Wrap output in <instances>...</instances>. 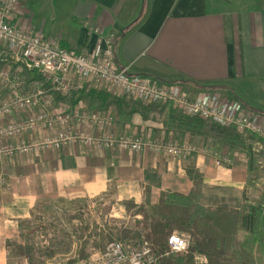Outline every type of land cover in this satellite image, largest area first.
<instances>
[{"label":"crops","instance_id":"obj_1","mask_svg":"<svg viewBox=\"0 0 264 264\" xmlns=\"http://www.w3.org/2000/svg\"><path fill=\"white\" fill-rule=\"evenodd\" d=\"M263 2L149 0L146 13L147 0H19L12 22L20 30L42 34L82 53L97 48L96 37L88 28L97 25L104 33L115 34L116 65L127 74L180 83L192 97L214 100L221 107L264 113L260 107L264 105ZM0 61L21 79L25 93L34 92L43 82L23 68L7 44L0 43ZM9 95V89L0 85V101ZM50 96V112L69 105L113 117L111 126L92 129L95 133L189 142L205 152L175 159L148 149L73 144L2 160L0 264L6 263V240L19 236V220L30 217L41 200L108 197L118 205L123 201L137 205L144 201L146 188L154 203L162 192L188 194L199 174L203 194L209 186H222L227 192L220 198L230 206L232 202L231 207L253 202L247 196L250 188L245 186L247 156L235 142V130L188 115L169 103L144 104L105 86L91 84L80 91ZM43 133L37 131L30 137ZM252 145L256 150V139ZM217 157L219 164L215 163ZM263 197H256L255 202ZM262 228L264 232V206ZM253 258L255 264H264V249L259 245L253 248Z\"/></svg>","mask_w":264,"mask_h":264},{"label":"built area","instance_id":"obj_2","mask_svg":"<svg viewBox=\"0 0 264 264\" xmlns=\"http://www.w3.org/2000/svg\"><path fill=\"white\" fill-rule=\"evenodd\" d=\"M18 3L19 0H0V43L11 46L23 68L40 74L43 82L37 84L34 92L25 93L21 90V79L10 68L0 65V85L10 91V95L0 102V120H4L0 125V162L18 154L40 149L55 150L73 144L132 151L148 149L175 159L205 152V148L189 142H155L140 136L95 133L92 129L111 126L114 119L93 110L74 109L69 105L54 113L48 110L52 104L51 93L65 95L89 88L91 84L120 90L126 97L144 104L169 103L203 121L237 133H248L256 139L257 148L252 150L256 153L259 149L264 151L263 112L221 107L214 100L192 97L180 83L159 82L127 74L125 69L116 65L115 34L104 33L97 25H87L97 42V48L91 53L78 52L57 45L42 34L20 30L12 22ZM39 107L38 112L26 118L11 119L25 110ZM49 130L53 133L47 134ZM37 131L44 133L26 137ZM225 159L230 161L227 157ZM220 162V157H217L215 163ZM2 182L4 180L0 178V184ZM261 206H264V200ZM135 244L125 245L119 240H112L87 257L78 259L75 264H157L158 254L147 239L139 238ZM189 245V234L174 231L167 237L164 255L187 253ZM193 261L194 264L208 262L207 256L202 253H195Z\"/></svg>","mask_w":264,"mask_h":264},{"label":"trees","instance_id":"obj_3","mask_svg":"<svg viewBox=\"0 0 264 264\" xmlns=\"http://www.w3.org/2000/svg\"><path fill=\"white\" fill-rule=\"evenodd\" d=\"M146 13L149 0L146 3ZM145 13V14H146ZM142 19L140 20V22ZM121 45V44H120ZM35 79L43 81L40 74L35 71ZM44 86H48L46 83ZM241 96L247 99L242 93ZM248 100V99H247ZM264 109V105H260ZM219 127V126H218ZM252 137V136H251ZM247 156L246 187H255L260 179L261 170L257 163L251 145L242 141L239 136H234ZM145 199L140 204L132 201H123L126 210L135 209L141 216L146 238L158 254L157 264H194L193 255L202 253L207 256L206 264H255L253 248L259 245L264 249V232L262 228V206L260 202L242 203L238 207H231L225 199L219 198L212 204L203 203L202 178L196 174L194 187L188 194L179 192H162L156 202L152 203L148 190L145 188ZM40 203V202H39ZM35 207L32 210V216ZM29 219L18 222L22 244H14L19 256H30L33 247L25 239L24 230L30 224ZM185 232L190 235V245L187 253L182 256L167 255V237L172 232ZM243 231L245 236L238 239V234ZM119 233L123 237H132L127 228ZM135 236V234H134ZM10 241L6 240V262H9ZM48 256H53L55 251L45 247Z\"/></svg>","mask_w":264,"mask_h":264},{"label":"rangeland","instance_id":"obj_4","mask_svg":"<svg viewBox=\"0 0 264 264\" xmlns=\"http://www.w3.org/2000/svg\"><path fill=\"white\" fill-rule=\"evenodd\" d=\"M262 4L264 5V2ZM0 65L5 67L2 61H0ZM39 109L41 108L25 110L16 115L15 119L26 118L28 115L38 112ZM3 122L4 120H0V125ZM235 135L241 136L240 139L250 145L255 141V137L248 133ZM26 137L30 138V135H26ZM254 153L262 176L255 187L248 189L251 193L247 196L252 198L253 202L256 197L264 195V151L259 149L258 153ZM5 188L2 186L1 190ZM222 192H227L222 186L205 188L203 203L212 204L220 198ZM39 202L34 206L33 215L35 216L33 217L31 214L26 218L31 221L27 225V229L24 230L25 239L33 247L30 256H19L15 251L14 244L23 243L18 226L19 236L9 239L11 244L8 251V264H75L78 259L87 257L94 250L102 248L112 240H119L125 245H133L139 238L140 240L147 239L142 218L135 214L136 210L134 208L126 210L122 203H120L122 206L118 205L111 198L46 199ZM136 215L138 218L135 217ZM124 228L131 231L133 236L123 237L119 231ZM180 233L186 234L185 232ZM244 236L245 232L241 231L238 234V239L242 240ZM45 247L54 250L55 254L51 257L48 256ZM185 254L170 253L168 255L182 256Z\"/></svg>","mask_w":264,"mask_h":264},{"label":"bare ground","instance_id":"obj_5","mask_svg":"<svg viewBox=\"0 0 264 264\" xmlns=\"http://www.w3.org/2000/svg\"><path fill=\"white\" fill-rule=\"evenodd\" d=\"M264 200V198L262 199V201ZM262 201L260 202V205H261V203H262ZM263 207V206H262ZM180 233V232H179ZM3 262H4V260H3ZM1 264H2V262H1Z\"/></svg>","mask_w":264,"mask_h":264}]
</instances>
